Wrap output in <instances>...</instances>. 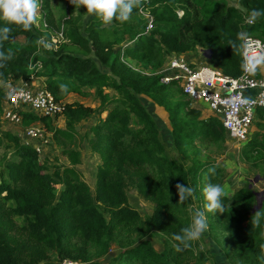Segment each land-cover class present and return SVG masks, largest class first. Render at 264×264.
<instances>
[{
  "label": "trees",
  "instance_id": "1",
  "mask_svg": "<svg viewBox=\"0 0 264 264\" xmlns=\"http://www.w3.org/2000/svg\"><path fill=\"white\" fill-rule=\"evenodd\" d=\"M39 4L38 24L43 31L7 25L13 31L8 40L0 41V52L11 51L13 56L0 59L4 65L0 83L41 77L55 100L67 92L86 96L87 89L94 88L100 112L107 113L89 126L85 136L92 134L87 142L100 155V163L93 193L76 168L81 162L79 150L68 146L76 141L77 124L93 112L79 103L64 105L63 128L53 124L54 118L20 112L22 127L39 122L52 131L69 166L51 163L17 134L0 130L4 148L0 157V264H62L64 259L82 264H206L205 253L212 258L211 251L204 252L191 242L177 252L173 237L191 223L192 201L203 210V188L223 183V168L202 160L196 141L222 149L228 137L219 118L202 116L175 82H160L159 72L168 55L210 50V57L205 58L210 66L224 75L239 76L242 49L229 44L241 43L237 40L240 31L264 42V16L253 25L245 22L253 9L264 11V0H141L128 21L114 18L108 25L96 15L84 23L86 8H76L69 0L57 23L50 1L39 0ZM239 5L247 11L243 13ZM144 14L152 19L149 30ZM4 26L6 22L0 19V28ZM61 26L64 41L51 55L41 54L40 36L49 38V29L53 32ZM60 84H67L68 91L61 92ZM6 89L0 86V113ZM146 102L167 113L169 126L165 125L179 158L169 155L160 137L159 117L148 110ZM259 119L264 120V108H256L252 124L257 130L240 147L239 158L264 179V124ZM9 149L12 156L6 158ZM213 166L216 171L211 174L208 169ZM178 182L194 188V197L178 202ZM129 186L154 202L150 218L144 219L128 204ZM256 192L245 181L232 195L224 196L225 213H207L208 236L219 247L223 238L227 264H264V221L260 227L251 224L254 212L264 210L263 193L261 206L253 211ZM157 230L166 236L162 251H156L147 239ZM112 244L120 252L102 261Z\"/></svg>",
  "mask_w": 264,
  "mask_h": 264
},
{
  "label": "rangeland",
  "instance_id": "2",
  "mask_svg": "<svg viewBox=\"0 0 264 264\" xmlns=\"http://www.w3.org/2000/svg\"><path fill=\"white\" fill-rule=\"evenodd\" d=\"M50 1V7L53 14V18L55 22H59L62 20L64 14H65V4L66 0H49ZM84 12V10H82ZM96 14H89L85 10L84 14V23H86L90 18L94 17ZM41 19V13H40V7L36 14V23L33 25L36 30L43 31L44 28L39 27V20ZM84 26V25H83ZM56 29V28H55ZM56 30L53 29V32L49 29L50 34H54ZM60 43L58 44V46ZM57 46V48H58ZM54 50H51L45 46L39 47V52L43 55H51ZM80 55L81 52H78ZM193 53V52H191ZM197 56L200 54L203 55L202 52H195ZM200 57V56H199ZM203 58V59H202ZM200 57L201 63H195L196 65H202L207 64L205 57ZM168 59V58H167ZM30 80V79H29ZM22 81V80H21ZM20 80L17 81H10V82H4L0 83V86H4L8 88L9 86H15L19 83H21ZM27 81V80H26ZM30 86L32 87H44V78L41 77H32L30 80ZM87 88V87H86ZM88 95L81 96L77 93L73 92H67L61 95L58 101L65 104H73V103H79L82 104L85 107H89L90 109H93V112L84 120H81L77 124V131L78 134L76 136V141L74 144H68V146L72 148H76L80 152V163L76 165V168L81 172L83 179L87 182V184L90 186L91 191L94 193L95 191V182H96V172H97V166L100 163V155L96 152H94L88 142L87 138L91 137L92 134L89 133L86 137L85 134L88 133L89 126H92L97 123V121L100 118H104L106 116L107 112H100L99 110V100L94 95V88H88ZM109 93L113 94L112 90H108ZM149 103L146 102V106L148 107L149 111H153L152 105H147ZM192 107L199 108L202 111V116H207L211 114L204 103L198 102L195 104H190ZM212 115V114H211ZM160 120V119H159ZM53 124L59 128L64 127V120L62 116H56L54 118ZM38 125L41 129H44L46 134H48L49 142L44 147L41 155L42 157H47L48 160L53 164H58L61 166H69V161L66 158L65 155L61 154L62 147L58 145L53 140L52 131L49 130L45 125L38 122ZM160 126V137L164 141V144L168 148L169 155L171 157L179 158V151L174 148L172 145V139L171 134L166 127V125L160 120L159 121ZM252 131H250V134L257 130V127L255 124H252ZM0 130L2 131H10L15 134H17L20 138V140L25 144L24 139V129L22 126L13 125L10 122L6 121L2 113H0ZM196 143L200 146L201 149V157H203L202 160H208L209 162H214L218 164L221 168H223V183L221 184L224 188L225 195H232L239 187H241L244 182L249 181L252 184V187L257 190V192H260L264 189V179L261 175H259L257 169L253 168L250 169L248 165L244 162H242L241 158H239V151L240 147L245 143H237L231 139H227V144L225 145V148L219 149L215 145H209L206 144V141H196ZM4 148L0 145V157L2 156ZM11 150L9 149L6 158H11ZM190 159H186L185 163L189 164ZM52 171V170H50ZM258 176V179L256 182H253V179ZM60 193V188L57 189L56 197ZM127 194V201L128 204L134 208L144 219L150 218L154 211L155 204L153 201H151L148 198L143 197L142 194L138 192L137 189H135L132 186H129L126 191ZM198 209L197 203L195 201H192L190 206V216L191 220L194 214V211ZM153 248L156 251H162L165 248V240L166 236L163 232L155 231L151 236H148L147 238ZM222 240V245L219 247L217 246L212 239L208 236V232L204 233L202 238L198 241H194V244L197 247H200L204 252H207V250L211 251L213 254L212 258L210 257V254L207 252L205 255L208 258V261H206V264H227L226 260L223 256V251L221 249L222 246L227 247L225 244H223V238H220ZM121 248L118 247L115 244H112L109 248V251L107 255L101 258L102 261L108 262V260L114 256L117 255L120 252ZM65 261H71L73 264H82L80 261H74L69 259H64L62 261V264Z\"/></svg>",
  "mask_w": 264,
  "mask_h": 264
},
{
  "label": "built area",
  "instance_id": "3",
  "mask_svg": "<svg viewBox=\"0 0 264 264\" xmlns=\"http://www.w3.org/2000/svg\"><path fill=\"white\" fill-rule=\"evenodd\" d=\"M149 19L147 30L150 28ZM43 27L47 28L45 21ZM253 41L264 42L249 35ZM49 45V49L56 50L59 43L64 41L63 26L50 34L49 38L40 36ZM42 44L39 43V47ZM44 46V45H42ZM168 58V59H167ZM160 82L167 84L175 82L191 104L202 102L207 110L220 119L227 137L239 144L246 142L250 136V129L255 118L256 108H264V76L247 75L243 71L237 77L222 74L213 66L196 65L181 56L168 55L162 70L159 72ZM7 100L3 106V118L13 125L21 126L20 112H33L39 116L55 118L60 116L64 104L55 100L44 87H32L25 81L6 89ZM243 95L255 103L250 110L247 106L234 107L232 102ZM24 129L25 144L31 146L39 155L49 142L48 134L41 129L38 122H34ZM63 264H73L65 261Z\"/></svg>",
  "mask_w": 264,
  "mask_h": 264
},
{
  "label": "clouds",
  "instance_id": "4",
  "mask_svg": "<svg viewBox=\"0 0 264 264\" xmlns=\"http://www.w3.org/2000/svg\"><path fill=\"white\" fill-rule=\"evenodd\" d=\"M69 3L76 8L83 5L87 13H95L104 25H108L114 18L122 23L128 21L133 9L140 6L141 0H69ZM39 7V0H0V19L6 22V26L0 28V41L10 38L13 29L7 25L15 24L22 26L25 31L31 30L36 23V14ZM262 16H264V11L253 9L245 22L248 25H253ZM237 40L241 43L230 42L229 45L232 49H242V71L247 75H255L259 68L264 67V44L251 40L246 31L238 32ZM39 43L49 47L43 40H40ZM12 56L11 51L7 54L0 52V59L11 60ZM3 66V64H0V67ZM59 89L61 92H67L68 85L60 84ZM254 103L255 101L251 98L241 95L232 102V105L237 108L247 106L250 110L251 105ZM215 171L214 166L208 169L211 174H214ZM175 188L178 195L177 201L180 203H184L195 195V189L184 183H176ZM203 196L205 199L203 210L196 209L191 223L173 237L177 242L174 246L177 252L187 249L190 247L191 242L200 240L203 234L207 232L209 227L207 213H225L226 211L223 199L225 191L222 185L207 184L203 188ZM262 221H264V210L259 208L252 215L251 224L254 227H260Z\"/></svg>",
  "mask_w": 264,
  "mask_h": 264
},
{
  "label": "crops",
  "instance_id": "5",
  "mask_svg": "<svg viewBox=\"0 0 264 264\" xmlns=\"http://www.w3.org/2000/svg\"><path fill=\"white\" fill-rule=\"evenodd\" d=\"M201 58L203 57V55L201 56L200 54H198ZM181 57H183L184 59H186L188 62H190V63H193V64H195V63H201L200 62V57L199 56H197L196 54H194V53H191V52H187V53H184V54H182V55H180ZM203 59V58H202ZM255 75H257V76H264V67H261V68H259L258 70H257V72H256V74ZM31 80V79H30ZM30 80H27V81H25L26 83H28V84H30ZM153 110H154V112L157 114V116L159 117V119L165 124V122H164V120L163 119H166V114L163 112V111H161L159 108H156V106H153ZM64 120V119H63ZM259 121L260 122H263V124H264V120H260L259 119ZM250 131H252V127H251V129H250Z\"/></svg>",
  "mask_w": 264,
  "mask_h": 264
},
{
  "label": "water",
  "instance_id": "6",
  "mask_svg": "<svg viewBox=\"0 0 264 264\" xmlns=\"http://www.w3.org/2000/svg\"><path fill=\"white\" fill-rule=\"evenodd\" d=\"M239 9H240L243 13H245V12L247 11V9H246L245 7H243V6H241V5H239ZM202 53H203V57H205V58H209V57H210V55H209V54H210V50H205V51H203ZM156 108H159L161 111H163V112L166 114V119H163V120H164V122L169 126L168 118H167V113H166V112L164 111V109L161 108V107L156 106ZM257 179H258V176H256V177L253 179V182H256ZM263 193H264V192H256L257 204L253 207V211L256 210V209H258V208L261 206V203H262V194H263Z\"/></svg>",
  "mask_w": 264,
  "mask_h": 264
}]
</instances>
